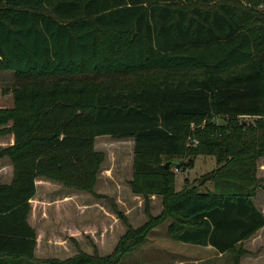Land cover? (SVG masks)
<instances>
[{
	"label": "trees",
	"instance_id": "1",
	"mask_svg": "<svg viewBox=\"0 0 264 264\" xmlns=\"http://www.w3.org/2000/svg\"><path fill=\"white\" fill-rule=\"evenodd\" d=\"M256 3L0 0V71L15 74L14 106L0 107V138L14 137L0 148L13 169L11 181L0 182V264H119L168 219L174 240L234 252L239 264V243L264 226L254 203L264 182L257 174L264 157V9ZM116 76L140 84L123 89L105 80ZM217 115L225 123L208 122L195 131L199 144L187 143L192 120ZM239 117H255L256 126L243 128ZM103 135L134 139L129 183L148 220L133 228L110 199L126 225L111 253H88L75 240L72 256L38 257L28 221L37 181L108 199L96 191L106 160L96 138ZM201 154L215 156L217 167L200 183L212 181L214 190L177 191L171 167L191 166ZM153 194L162 196L158 215L150 211Z\"/></svg>",
	"mask_w": 264,
	"mask_h": 264
},
{
	"label": "rangeland",
	"instance_id": "2",
	"mask_svg": "<svg viewBox=\"0 0 264 264\" xmlns=\"http://www.w3.org/2000/svg\"><path fill=\"white\" fill-rule=\"evenodd\" d=\"M217 1L225 0H211V4ZM240 4L252 5L255 7L256 1H245V0H230ZM251 2V3H250ZM254 4V5H253ZM264 9V4L258 5L256 8ZM115 79V80H113ZM109 84L117 85L119 88H127L130 85L140 84V79L133 76H124L119 79L118 76L113 78L105 79ZM111 80H113L111 82ZM15 82V74L11 71H0V106H6L10 102V96L12 95V87ZM8 99V100H7ZM211 119V120H210ZM210 119H203L198 122L192 120L190 122V131L188 142L192 146L199 144V139L195 136V131L200 128H204L208 122H214L217 125L225 123L226 118L223 116H214ZM239 121L243 124V128L256 126L255 117H239ZM9 137L0 138V148L8 145ZM96 147L106 153V160L101 171V176L104 173H115L118 179L122 182L115 186L120 191L119 196L107 195L108 199H98L92 194L85 192L80 197V200L86 204V211L81 216L86 224V231L83 232V238L80 240L81 246L84 251L93 253L95 248L99 250L100 255H107L111 253L119 238L125 233L126 225L117 217L112 211L111 202L112 200L117 204L119 209L126 215L129 224L133 228H138L148 220V214L146 213V206L142 195H138L132 191L130 186V180L133 178L134 167V139L131 137H112V136H98L96 141ZM7 161L0 159V166L2 167L0 182L5 181L6 178L3 173L6 169ZM182 162V160L180 161ZM186 164L189 163V158L185 160ZM192 165L186 167H178L173 165L172 172L176 175L175 187L179 191L183 187H191L197 185L201 192L208 190H214L215 184L212 181H206L205 184H200L202 177L217 167L215 156L201 154L198 155ZM264 157L258 160V177L264 178ZM107 169L111 172H107ZM39 183L40 190L38 192L39 198L49 196L51 200H57L53 208H57L60 205L62 214L68 217V206L63 195L67 191H72L59 183L52 181H45ZM104 182H100L99 190L110 191V189L104 188ZM109 188V187H108ZM261 188V187H260ZM262 193L264 192V183L262 185ZM97 191V190H96ZM130 194V195H127ZM105 195V194H104ZM44 196V197H43ZM157 196V197H156ZM74 200H78V195L72 196ZM120 200H119V198ZM150 211L152 215H158L163 210L162 196L153 194L150 198ZM55 211L51 214V219L55 220ZM171 220H166L160 225L154 227L143 242V244L137 246L134 250L125 254L119 264H144L149 262H157L158 260H182L184 264H194L193 259L196 257L202 259L199 264H234V252H226L219 254L212 248L199 246L196 244H187L171 238L168 232V226ZM70 248L72 252H67L63 249L64 247L56 248L57 254L61 258L72 256L79 251V246L70 241ZM199 259V260H200Z\"/></svg>",
	"mask_w": 264,
	"mask_h": 264
},
{
	"label": "crops",
	"instance_id": "3",
	"mask_svg": "<svg viewBox=\"0 0 264 264\" xmlns=\"http://www.w3.org/2000/svg\"><path fill=\"white\" fill-rule=\"evenodd\" d=\"M9 100H10L9 104L0 107H7V108L13 107L14 106L13 94L10 96ZM103 136H109V135H103ZM9 140L10 141L8 144H12L14 142V137L10 136ZM1 160L7 161L5 164L6 169L3 173V176L6 178V180L2 182H10L13 176L12 165L7 160V158H2ZM1 171H2V167L0 166V175H1ZM111 171L107 169V172H111ZM37 182H38V192H39L40 190L39 183L44 181L40 180ZM100 182H104L105 183L104 188L110 189V191L99 190ZM121 183L122 182L118 179L115 173H104L103 176L101 175L99 176V180L96 185V190L100 194L120 197L119 194L120 191L115 185L116 184L119 185ZM261 188L259 189L256 197L254 198V203L257 206V208L264 214V192L263 193L261 192L262 191ZM84 193L85 192L82 191H67V193L63 195L65 199H68L65 204L68 205L66 207L68 208L69 220L67 219L66 215L62 214L60 210L61 209L60 205L56 204L57 208H53L57 200H60L59 198L53 200H51L49 196L47 197L43 196L44 198H39L37 193L36 196L33 199H31L32 211L28 221L29 224L36 229L38 235L37 248H36V254L38 257L40 258L59 257L57 255L59 253L58 251H62V249L59 250L56 249L59 247L66 248L63 249V252L64 250L67 252H72V249L70 248V241H72L74 244H77L76 243L77 241L78 244L81 246L80 240H82L83 238V232L86 231L85 221L81 217L83 216V214H85L84 212L86 211V204L82 202V200H80V197L84 195ZM73 195L74 196L78 195V198H76L78 199L77 201L71 199L73 198L72 197ZM127 195L130 194L127 193ZM53 210L55 211V215H54L56 217L55 220L51 219V214ZM187 244H191V243H187ZM199 246H203V245H199ZM203 247L212 248L216 250L211 245L203 246ZM239 250H240L239 264H264V226L260 228L251 237L242 240L239 243ZM218 253L223 254L220 252ZM199 259L200 258L198 257L193 259L194 264H199V262L202 260ZM157 262H176L179 264H184L182 260H158Z\"/></svg>",
	"mask_w": 264,
	"mask_h": 264
},
{
	"label": "water",
	"instance_id": "4",
	"mask_svg": "<svg viewBox=\"0 0 264 264\" xmlns=\"http://www.w3.org/2000/svg\"><path fill=\"white\" fill-rule=\"evenodd\" d=\"M171 164H172V161H169L168 163H166V167L168 168Z\"/></svg>",
	"mask_w": 264,
	"mask_h": 264
}]
</instances>
